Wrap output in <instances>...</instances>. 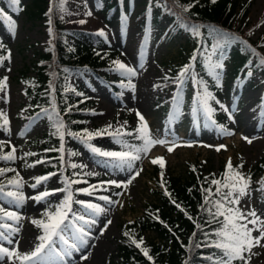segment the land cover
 Instances as JSON below:
<instances>
[{
    "label": "rangeland",
    "instance_id": "1",
    "mask_svg": "<svg viewBox=\"0 0 264 264\" xmlns=\"http://www.w3.org/2000/svg\"><path fill=\"white\" fill-rule=\"evenodd\" d=\"M22 1L29 3V0ZM148 1L133 0V9L129 12L123 37L119 32V22L106 19L104 11L96 8L94 0H65V11H61L58 0L55 1V16L65 27L96 32L103 30L106 39L104 48L117 50L115 61L124 63L136 72L132 77L122 76L113 62L112 68L99 71L101 74L107 73L110 78H117L119 83L127 80L135 85L134 90L129 85L117 87L116 96L91 71H73L70 81L82 87L93 101L89 107L92 112L88 114L86 121L89 133L112 126L101 136H94L88 143L104 151H129L125 145L142 146V141L135 142L123 135L128 133L129 127L140 124L137 111L145 117L151 136L167 143L156 144L146 154L141 153V159L134 161V167L129 171L127 165L123 168L116 167L120 163L118 160L92 153L81 139L74 138L70 141L75 148V154L71 158L72 165L86 166L72 167L71 174L74 180L87 183L73 184V202L67 223L69 226L65 228L63 235L69 244L74 243L72 224H76L89 232L90 236L87 238L88 246L80 251L69 250L71 255L68 256L53 254V264H106L109 260L117 262L121 223L143 216L146 205L158 202L160 191L166 189L165 177H184L192 165L203 166L204 171L215 173L219 166L227 165L229 160L232 164L240 159L244 160L249 167L264 160V65L247 77V72L237 75L234 65L238 62L232 63L222 54L211 56L207 62L196 63L193 46L188 43L181 24L155 6L147 7ZM246 8L249 10L247 17L239 15L235 26L241 27L251 40H257L264 34V0H240L238 12ZM88 12L92 15H87ZM80 20H85L86 23L79 24ZM11 30L13 33L9 34L0 25V36L8 43L9 52L6 65L0 67L4 85L0 89V111L9 121L7 130L0 128V143H5L11 150L15 148L14 154L18 157L12 165L24 182L22 194L25 199L20 206H16L12 198L0 197L1 206L17 212L20 217L19 222L5 220V223L18 229V232L11 234L12 243H8L7 239H0V246L26 254L39 243L38 228L32 221L39 219L46 204L45 200L37 202L31 197L42 194L45 188L54 192L51 200L55 202L66 196L58 175L48 185L43 181L36 185L40 165L29 166L28 161L22 157L30 148V142L47 129L45 116L35 117L27 132L19 134L24 125L27 105L25 87L18 79L19 72L44 51L50 36L49 24L45 20H28L20 12L15 17ZM262 48L264 52V43ZM216 63H222L223 68L213 71L212 66ZM187 66H190V74L177 87L176 77ZM205 92L214 97L208 100L209 107L214 109L211 118L198 102ZM221 104L228 111L222 109ZM173 113L176 114L175 119L172 118ZM117 129L122 135L114 139L108 133H114ZM222 129L233 134L227 135ZM243 137L251 138L252 143H247ZM220 145H226V149L217 151L216 148ZM169 147L173 148L171 152L168 151ZM157 158L165 161L162 172L157 171V163L151 162ZM4 163L0 159V165ZM136 171L140 172L139 176L131 184H127V180ZM89 172L94 175H86ZM108 181H116L120 187L109 184ZM91 185L97 186L92 195L78 191L90 188ZM101 196L108 197L114 203H106L99 199ZM79 201L97 204L105 211L94 215ZM244 204L255 208L258 213L264 212V191L252 189L251 197L242 198L241 205ZM74 216H84L85 220H95V223L74 220ZM108 220L112 223L108 224ZM216 231L209 230L214 239H218L214 235ZM0 232H4L5 236L9 235L2 228ZM258 234L253 232V236ZM158 242L156 234L147 231L140 244L149 249L151 244ZM53 247L59 252L67 246L55 238ZM85 255L87 259H82ZM248 256L251 257L250 264H264V240L261 241V246H254ZM0 264L27 262L17 257H5L0 260Z\"/></svg>",
    "mask_w": 264,
    "mask_h": 264
},
{
    "label": "trees",
    "instance_id": "2",
    "mask_svg": "<svg viewBox=\"0 0 264 264\" xmlns=\"http://www.w3.org/2000/svg\"><path fill=\"white\" fill-rule=\"evenodd\" d=\"M55 1L29 0V3L25 4L20 0L19 5H13L10 0H0V9L6 17H11L9 20L5 16H0V25L12 34L13 21L20 12H23L28 20H45L49 24L50 36L44 51L29 64L24 65L19 72L18 79L24 85L27 97L24 125L19 134L24 135L27 132L35 117L45 116L47 129L30 142V148L22 157L28 161L29 166L40 165L39 178L48 177L43 181L45 184L48 185L51 179L58 175L64 190L68 187L66 181L74 180L71 174V158L75 154V148L71 146L70 141L75 137L68 135L67 132L80 133L86 138V133H89L87 116L92 112L89 107L93 104L85 90L70 81L73 71H91L116 96L117 87H127L131 82L125 80L119 83L117 78H110L107 73H99L114 66L111 64L117 58L118 51L104 48L106 39L96 31L65 27L55 16ZM239 2L240 0H216L215 3L212 0H149L146 6H155L160 12L168 14L181 24L188 43L193 46L196 63L207 62L211 56L222 54L226 60L238 62L234 65L237 75L247 72L248 77V73L262 66L260 59L264 57L262 48L264 34L257 40H251L241 27L235 26V20L239 15L246 18L249 13L247 8L238 12ZM94 3L96 8L104 11L106 19H115L119 22V32L123 37L129 12L133 9V0H94ZM184 24L197 26L198 32H194L191 27L185 28ZM224 34H227V39ZM7 47L8 43L0 36V67H4L8 61ZM2 80L0 76V85H3ZM53 109L60 114L65 124L63 151H60L61 140L56 134L53 121L45 114L46 110L47 113L54 115ZM138 127L139 124H135L128 128V133L131 134L127 136L135 142L140 140L136 138L139 135L136 131ZM0 128L5 129L3 117H0ZM11 152L10 147L0 143V157ZM28 153L33 155H27ZM13 155L14 160L3 159L5 163L0 165V169H9L0 175V184L5 186V191L22 192L24 182L20 176L17 177L12 165L18 156L14 153ZM240 164H243V167L239 171L251 177V189L260 190L264 187L261 183L264 182V160L256 166L249 167L240 159L232 164L231 171L234 173L237 170L236 166ZM156 166L157 171L162 172L160 164L157 163ZM226 171V165L219 166L215 173L204 171L203 166L192 165L184 177L172 176L169 179L165 177L166 189L160 191L158 202L146 205L143 216L121 223L118 261L109 260L106 264H212L207 258L212 257L215 260L221 253L219 249L209 246L217 240L209 230H219L221 224L209 214V209L212 213L216 212L211 201L219 197L210 195L204 189L210 188L212 193H215L217 185L211 181L217 179L223 182ZM14 179L22 180L21 188L16 189L9 185L8 182ZM72 187L73 184L69 188L71 192ZM43 192H49L50 195L44 199L46 204L38 220L47 222L45 214L54 211L66 197L55 202L51 200L54 192L46 188ZM64 193L67 196L68 193L66 191ZM205 197H209L208 204H205ZM177 204L180 207H177ZM0 208L12 211L1 204ZM219 219L223 220V217ZM68 222L69 219L66 223ZM198 225L200 227H197ZM36 227L39 237L43 236V228L37 224ZM147 231L154 232L159 242L151 244L149 249L143 244L138 248L133 241L142 242ZM143 248L147 249L148 256L144 255L141 250ZM245 256H248L247 252ZM233 264H243V261L235 260Z\"/></svg>",
    "mask_w": 264,
    "mask_h": 264
},
{
    "label": "snow or ice",
    "instance_id": "3",
    "mask_svg": "<svg viewBox=\"0 0 264 264\" xmlns=\"http://www.w3.org/2000/svg\"><path fill=\"white\" fill-rule=\"evenodd\" d=\"M13 5H19L20 0H10ZM213 3L216 0H212ZM60 5V10L65 11L63 5L65 0H58ZM187 11V8H185ZM87 15L91 16L92 13L88 12ZM0 16H5L6 14L0 9ZM7 19L11 20V17H6ZM51 23V21H49ZM79 24L86 23L85 20L78 21ZM185 28L191 27L194 32H198V27L195 25L189 26L187 24L183 25ZM98 35L104 36L105 33L103 30L98 31ZM225 35V39H227V34ZM99 54V53H98ZM114 64L117 65V71L120 72L122 76L132 77L136 75V72L133 68L121 63L120 61H113ZM260 64L264 65V57L260 59ZM213 71L216 69H222V63H216L213 66ZM190 74V66L185 67L180 71L178 76L176 77L178 84L177 87H180L185 79L188 78ZM250 76L251 73H248ZM217 81H219V74L217 73ZM129 86L134 90L135 85L131 83ZM4 85H0V89H2ZM158 87V86H154ZM79 95V93H78ZM178 95V94H177ZM214 99L210 93L205 92L203 97L199 99V103L202 109L208 114L209 118H211L214 109L209 107L208 100ZM220 107L225 111L228 109L221 104ZM70 110V109H69ZM53 114L47 113L45 110V114L48 116L50 120L53 121V124L56 128V134L59 135L61 140V148L60 151H63V139L65 135V124L63 120L60 118V114L55 112L53 109ZM95 114V113H94ZM137 117L140 121L139 127L137 128V133L139 134L136 138L142 141V146H135V145H125V147L129 148V151H104L98 147L93 146L92 144L88 143L94 136H101L102 134L106 133L108 128H111V125H108L105 129L97 130L94 133H86L85 136H82L80 133H72L67 132L68 135H71L75 138L81 139L82 142L86 144V146L90 149V151L94 154H97L101 157L112 158L118 160L120 163L115 165L116 167L123 168L127 165L129 171H131L134 167V161L141 159V153H147L151 147L155 146L156 144H165L167 141L154 139L149 131V127L145 117L137 111ZM176 114H172V118L175 119ZM0 117H3V123L5 126V130H7V125L9 121L7 116L3 113H0ZM231 119V116L229 117ZM126 123V122H125ZM215 124V121H212ZM223 132L227 135H232L233 133L228 132L227 129H222ZM115 138L122 135L120 130L117 129L114 133H108ZM131 133H123V135H130ZM247 141V143L251 144L252 139L249 137H243ZM221 148L226 149V145H220L216 148L219 151ZM173 150L172 147L168 148V151L171 152ZM15 152V148L12 149V152L8 155L0 157V159L5 160H14L15 156L13 153ZM27 155H33L32 153H28ZM63 159V157H61ZM42 161H37V163H41ZM153 164L159 163L161 168L165 166V161L163 158L153 159L151 161ZM73 168L77 167H86L84 165H71ZM243 167V164L236 166L237 170L233 173L231 170L233 169V165L231 160L226 165V173L223 176V182L221 180L213 179L211 181L212 184L217 185L216 192L212 193V190L204 189V191L208 192L210 195H216L219 199L211 201L213 206L216 208V212L212 213L209 209V214L217 220L218 223L221 224L219 230H217L214 235L218 237L216 241H214L210 247H215L216 249L220 250L221 255H219L215 260L212 257H208L207 259L212 261V264H233L235 260L243 261V264H250V256H245V253H251V250L254 246H261V241L264 240V212L258 213L255 208L249 207L247 204L241 205V200L244 197H251V177L246 176L244 173L240 172L239 169ZM9 171V169H0V175H3L5 172ZM14 171V170H13ZM140 172L136 171L134 174L127 180V184H131L132 181L139 176ZM86 175H94V173H86ZM19 174L17 173V177ZM48 177H40L36 180V185H39L42 181L47 180ZM87 183V181H66L68 187L64 189L68 194L65 200L59 205L54 211L48 212L45 215L47 216V222L43 220H33L34 224L41 226L44 230V235L38 237L40 243H38L34 249L26 254H21L18 251H10L8 248L0 247V260H3L5 257L8 259H12L13 257H17L18 259L22 260L23 262H27V264H53V254L55 256H68L71 255V251H80L81 248L88 246V237L90 236L89 232H87L83 227L72 224L74 229V243L69 244V241L65 239L63 233L65 228L69 225L66 223L68 221V213L71 211V204L73 202V194L69 190L70 185L74 183ZM9 185L13 186L16 189L22 187V180L21 179H14L10 180ZM107 183L116 185L120 187V184L116 181H108ZM264 184V182H261ZM36 185H32L35 187ZM96 185H91L90 188L87 189H79L78 191L82 194L92 195V192L96 190ZM222 189H226L223 191ZM264 191V187L260 189ZM166 194H168L166 192ZM50 195L49 192H43L42 194H38L31 199H34L37 202L44 200L46 197ZM170 195V194H169ZM0 197H7L12 198V202L16 204V206H20L25 197L22 192L19 191H5V186L0 184ZM99 199L104 200L106 203H114L108 197L101 196ZM210 202L209 197H205V204ZM86 209H90L92 214L99 215L105 211L104 208L97 204H93L90 202L79 201ZM175 203V201H173ZM177 207H180L177 204ZM223 217V220L219 218ZM74 220L84 221V223H95V220H85L84 216H74ZM191 219V217H189ZM4 220H11L14 222H19L20 217L17 213L13 211H7L5 209L0 208V228L4 229L9 233L8 236H5L4 232H0V239H7L8 243H12L11 234L18 232V229L11 227L10 224L3 222ZM108 224H111L112 221L108 220ZM249 225H252L250 228ZM197 227H200L199 225ZM253 232H258L259 234L253 236ZM78 234V235H77ZM127 235V233H126ZM55 238H58L66 248L61 249L57 252L53 245L55 244ZM136 246L139 248L140 243L133 241ZM71 250V251H69ZM145 256H148V251L146 248L141 249ZM82 259H87V256H83ZM151 259V257H149Z\"/></svg>",
    "mask_w": 264,
    "mask_h": 264
},
{
    "label": "bare ground",
    "instance_id": "4",
    "mask_svg": "<svg viewBox=\"0 0 264 264\" xmlns=\"http://www.w3.org/2000/svg\"><path fill=\"white\" fill-rule=\"evenodd\" d=\"M263 132H264V128H263V130H262Z\"/></svg>",
    "mask_w": 264,
    "mask_h": 264
}]
</instances>
